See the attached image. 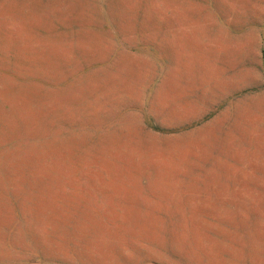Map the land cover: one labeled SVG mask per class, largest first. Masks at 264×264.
<instances>
[{
	"label": "rangeland",
	"instance_id": "obj_1",
	"mask_svg": "<svg viewBox=\"0 0 264 264\" xmlns=\"http://www.w3.org/2000/svg\"><path fill=\"white\" fill-rule=\"evenodd\" d=\"M0 264H264V0H0Z\"/></svg>",
	"mask_w": 264,
	"mask_h": 264
}]
</instances>
